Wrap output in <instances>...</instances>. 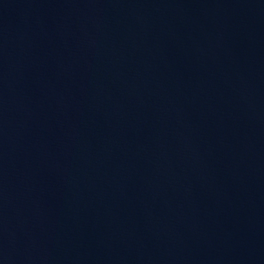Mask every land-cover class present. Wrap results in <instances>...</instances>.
Listing matches in <instances>:
<instances>
[{
  "label": "water",
  "instance_id": "obj_1",
  "mask_svg": "<svg viewBox=\"0 0 264 264\" xmlns=\"http://www.w3.org/2000/svg\"><path fill=\"white\" fill-rule=\"evenodd\" d=\"M0 264H264V0H0Z\"/></svg>",
  "mask_w": 264,
  "mask_h": 264
}]
</instances>
